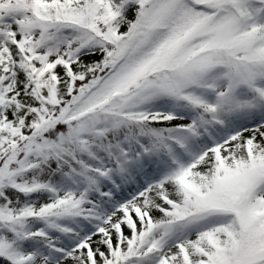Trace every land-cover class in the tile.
I'll return each mask as SVG.
<instances>
[{"label":"snow or ice","instance_id":"snow-or-ice-1","mask_svg":"<svg viewBox=\"0 0 264 264\" xmlns=\"http://www.w3.org/2000/svg\"><path fill=\"white\" fill-rule=\"evenodd\" d=\"M0 264H264V0H0Z\"/></svg>","mask_w":264,"mask_h":264}]
</instances>
